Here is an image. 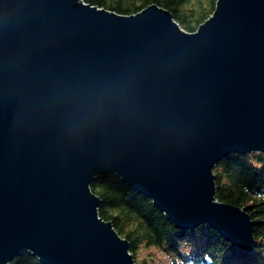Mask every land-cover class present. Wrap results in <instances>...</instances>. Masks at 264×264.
Returning a JSON list of instances; mask_svg holds the SVG:
<instances>
[{"label": "water", "instance_id": "95a60500", "mask_svg": "<svg viewBox=\"0 0 264 264\" xmlns=\"http://www.w3.org/2000/svg\"><path fill=\"white\" fill-rule=\"evenodd\" d=\"M190 32L151 3L0 0V264H135L90 184L113 173L177 228L206 224L244 252L247 208L216 197L224 156L264 153V0H216ZM127 101L71 127L77 99Z\"/></svg>", "mask_w": 264, "mask_h": 264}, {"label": "trees", "instance_id": "16d2710c", "mask_svg": "<svg viewBox=\"0 0 264 264\" xmlns=\"http://www.w3.org/2000/svg\"><path fill=\"white\" fill-rule=\"evenodd\" d=\"M122 14L136 13L151 3L171 10L187 31L193 32L215 9L216 0H85ZM213 168L216 197L246 207L254 221L257 245L244 252L222 238L206 224L185 229L173 226L163 213L145 197L127 186L113 173H99L90 188L101 199L99 216L113 222L114 228L130 242L135 264L143 247H159L169 255L166 264H264V153H236L224 156ZM10 264H41L29 252Z\"/></svg>", "mask_w": 264, "mask_h": 264}, {"label": "clouds", "instance_id": "9594fccd", "mask_svg": "<svg viewBox=\"0 0 264 264\" xmlns=\"http://www.w3.org/2000/svg\"><path fill=\"white\" fill-rule=\"evenodd\" d=\"M76 107L68 114L71 127L83 128L98 119L106 118L114 108L123 109L127 103L117 86L110 92H101L94 97L77 99Z\"/></svg>", "mask_w": 264, "mask_h": 264}, {"label": "rangeland", "instance_id": "374dc122", "mask_svg": "<svg viewBox=\"0 0 264 264\" xmlns=\"http://www.w3.org/2000/svg\"><path fill=\"white\" fill-rule=\"evenodd\" d=\"M175 20H176V18H175ZM181 28H182V26H181ZM137 253H138L137 254V260L139 262L148 261L149 263H152V264H166V263H169L168 262L169 261V255L167 254L166 251H164L163 249H161L159 247L158 248L157 247H143Z\"/></svg>", "mask_w": 264, "mask_h": 264}]
</instances>
